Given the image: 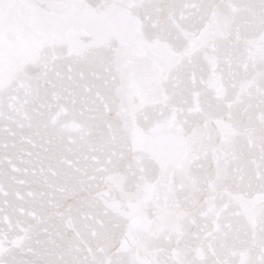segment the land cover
<instances>
[{
	"label": "snow or ice",
	"instance_id": "snow-or-ice-1",
	"mask_svg": "<svg viewBox=\"0 0 264 264\" xmlns=\"http://www.w3.org/2000/svg\"><path fill=\"white\" fill-rule=\"evenodd\" d=\"M0 264H264V0H0Z\"/></svg>",
	"mask_w": 264,
	"mask_h": 264
}]
</instances>
